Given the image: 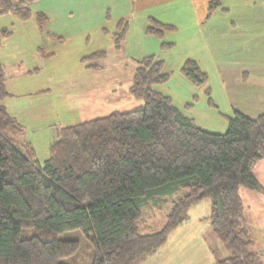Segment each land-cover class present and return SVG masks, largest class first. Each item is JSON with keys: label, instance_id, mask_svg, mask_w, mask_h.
Returning <instances> with one entry per match:
<instances>
[{"label": "trees", "instance_id": "16d2710c", "mask_svg": "<svg viewBox=\"0 0 264 264\" xmlns=\"http://www.w3.org/2000/svg\"><path fill=\"white\" fill-rule=\"evenodd\" d=\"M221 1L210 0L208 15ZM31 2L0 0V14L27 21ZM35 19L42 29L49 17L37 11ZM149 21L150 33L176 28ZM11 32L0 29V44ZM124 33H116L117 46ZM105 55L95 51L83 59ZM137 62L129 92L143 106L60 127L44 161L5 104L13 95L0 62V264H142L188 218L189 208L206 198L211 227L230 252L214 264H264L240 194L246 187L264 195L252 172L264 158V113L236 111L224 132L204 130L155 89L169 79L164 60L150 54ZM87 67L102 68L91 62ZM181 71L196 85L207 83L194 59H186ZM205 92L211 100L210 88ZM150 199L169 210L159 228L142 232L141 205ZM76 230L86 241L61 236Z\"/></svg>", "mask_w": 264, "mask_h": 264}, {"label": "rangeland", "instance_id": "374dc122", "mask_svg": "<svg viewBox=\"0 0 264 264\" xmlns=\"http://www.w3.org/2000/svg\"><path fill=\"white\" fill-rule=\"evenodd\" d=\"M229 4L234 5L231 15L237 19L240 30H245L242 26L248 24L250 17L254 19V29L258 32L261 28V66L264 69V0H229ZM155 7L144 5L140 0H39L33 4V16L27 23L15 14L0 16V26L12 31L0 44V62L4 66L6 84L10 91L24 95L7 98L5 102H15L17 108L34 103L36 109L45 114L37 122L26 124V133L35 128L32 137L28 138L35 144L41 161L47 158L48 147L57 137L60 127L105 116L116 110L142 107L143 99L133 96L129 88L137 61L150 54L164 60L163 70L169 74V79L155 85V89L170 95L179 109L190 110L192 106H187L190 102L200 107L202 99L206 105L214 107L202 86L191 82L181 71L180 49L184 46L179 44L176 49V28L166 30L162 35L147 32L149 17H152ZM38 10L46 13L48 10L49 20L44 28L49 34L45 38L39 35L27 38V27L36 25L35 13ZM173 16L179 21L180 14L177 17L172 13L171 18ZM217 22L216 17L213 24ZM122 28H125V33L120 46H117L116 33ZM166 43L173 44L170 47L162 45ZM102 50L106 52L104 57L84 61V56ZM90 62L102 68H88ZM197 94L201 95V100L197 96L194 99ZM203 120L204 125L219 128L220 123L215 119V123L205 117ZM221 128L224 131L226 127ZM168 210L169 206H160L151 199L144 201L139 221L141 231L159 228ZM82 235L76 230L61 236L84 242ZM174 235L169 242L173 246ZM223 247L222 256L229 255V250ZM258 250L264 255V248ZM71 260L66 259L67 262ZM89 262L88 259L81 263Z\"/></svg>", "mask_w": 264, "mask_h": 264}, {"label": "crops", "instance_id": "0c3cea01", "mask_svg": "<svg viewBox=\"0 0 264 264\" xmlns=\"http://www.w3.org/2000/svg\"><path fill=\"white\" fill-rule=\"evenodd\" d=\"M38 1L32 0L30 3L32 12L33 4ZM140 2L148 6H156L150 16L162 23L176 25V33H174L176 49L179 44L184 46L180 49V63H184L186 59H194L208 74L209 85L205 86L206 83L202 85V88L204 91L207 87L210 88L211 100L209 98L208 100L214 107L206 105L202 99L200 107H195L193 104L190 110L180 109L184 114L194 118L196 124L204 130L221 132L223 131L221 127L227 129L228 117L233 116L236 111L250 116L264 113L261 28L258 32L254 29L252 17L248 19V24L244 23L242 26L245 30H240L237 19L231 15L234 5L229 4V0H222L221 5L210 15H208L210 0H140ZM45 11L48 14V10ZM172 13L177 17L180 14L179 21L174 16L171 18ZM9 14L13 13L7 12L0 16ZM216 17L218 22L214 25ZM259 20L261 21V18ZM27 21L23 22L27 23ZM26 32L27 38L31 35L45 38L49 34L44 27L40 29L37 23L31 28L27 27ZM48 38L51 37L46 39ZM240 48L241 51H239ZM7 89L10 91L8 87ZM10 92L13 96L8 99L24 96ZM31 95L29 94L30 98ZM194 96L201 100L200 94ZM5 104L9 112L25 126V129L27 123L37 122L45 115L36 109L34 103L25 108L20 105L17 108L15 102L11 101H6ZM204 117L212 123H220L219 128L204 125ZM32 129H34L32 132H35V128ZM26 130L24 136L26 137L27 134V139L33 143L28 138L32 137V132L26 133ZM33 145L35 146L34 143ZM252 172L258 182L264 186V158L254 165ZM240 194L243 200L244 217L255 247L264 248V195L246 187L241 188ZM210 211L211 200L208 198L193 204L188 210V218L170 233L166 244L142 264H214L217 257H225L221 253V248L224 250L223 244L216 236L208 219ZM173 234H175L174 246L169 244Z\"/></svg>", "mask_w": 264, "mask_h": 264}]
</instances>
